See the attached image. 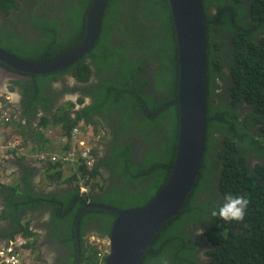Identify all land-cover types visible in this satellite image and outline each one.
<instances>
[{
	"label": "trees",
	"instance_id": "trees-1",
	"mask_svg": "<svg viewBox=\"0 0 264 264\" xmlns=\"http://www.w3.org/2000/svg\"><path fill=\"white\" fill-rule=\"evenodd\" d=\"M90 2L25 0L19 3L16 0H0V10L13 24L9 23L11 28L7 30L0 28V47L24 60H52L74 48L82 39ZM201 2L207 21V120L203 161L177 214L155 234L141 264H161V258L167 264H264V0ZM209 6H214V14L207 13ZM29 25L43 36H36L35 39L34 35L32 38ZM89 58L100 64L115 66L111 71L101 68V71L108 72V77L95 78L93 81L100 83L90 87L87 83L91 75L87 61ZM61 72L72 75L82 83L86 82L78 91L85 94L87 90L93 95L90 104L74 118L66 116L63 127L71 128L79 119L99 124L101 128L114 127L111 136L122 143H110V155L100 159L93 174L98 175L99 165L105 163H113L122 175L134 180L147 176V171L157 173L155 186L147 188L145 194L137 195L133 200H121L117 192L95 196L94 190H104L98 186L83 195L78 188H67L53 197L31 198L34 203H18L15 200L12 201L14 204L10 203L14 207L11 214L14 226L6 235L12 237L15 233L27 232L20 225L19 212L24 207L50 200L55 227L58 228L60 222L66 224L65 232L59 235V239L69 248L68 259L63 258V264H74V222L85 202L103 203L117 208L142 206L159 191L169 176L178 132V107L175 100L178 59L168 1L107 0L98 37L80 60L63 70L28 74L27 80H15V84L24 86L25 98L21 103L26 117L29 116L30 107L37 103L46 109L50 108V96L45 88L51 84V80L57 81L55 76ZM118 76V80H114ZM218 80L223 82L224 87L216 86ZM243 93L250 99L253 109L241 117L232 99ZM71 105L66 103V106ZM92 115H100L102 120L91 121ZM48 121L44 116L40 123L46 126ZM134 121L139 129L146 125V128L152 127L159 134L155 148L152 147L153 151L146 155V161L137 163L131 155L132 145L125 144L122 132L124 126L128 127ZM10 123L16 125L14 120L7 125ZM37 137L44 141L41 135ZM41 147H37V150L43 151ZM67 147L68 144H65ZM216 161L224 169L220 177H210L216 170ZM77 170H82L80 165ZM246 172L249 173L248 179L240 177ZM99 174L102 178L101 172ZM237 179L240 181L238 185ZM214 184L226 188L228 194L236 193L248 199L242 221H224L218 215L213 216L212 212L223 204L217 203V199L198 202V196L206 193L203 188H212ZM90 215L110 217L104 226L106 234L110 232L115 218L114 214L104 210L83 212L78 226L82 250L80 264H96L97 251L89 244L85 245L83 234ZM198 223L209 243L205 252L207 257L201 263L195 257L194 243L197 236L191 230Z\"/></svg>",
	"mask_w": 264,
	"mask_h": 264
},
{
	"label": "water",
	"instance_id": "water-1",
	"mask_svg": "<svg viewBox=\"0 0 264 264\" xmlns=\"http://www.w3.org/2000/svg\"><path fill=\"white\" fill-rule=\"evenodd\" d=\"M177 44L179 66L176 102L178 134L169 176L159 192L142 206L117 208L85 203L74 222L76 258L80 264L79 221L85 210H104L115 215L105 235L109 252L105 264H141L158 230L175 216L199 172L206 133V24L201 0H167ZM107 0H91L85 16L84 34L79 44L44 62L19 58L0 47V63L18 72L44 74L76 63L95 42ZM1 66V65H0ZM2 67V66H1Z\"/></svg>",
	"mask_w": 264,
	"mask_h": 264
},
{
	"label": "crops",
	"instance_id": "crops-1",
	"mask_svg": "<svg viewBox=\"0 0 264 264\" xmlns=\"http://www.w3.org/2000/svg\"><path fill=\"white\" fill-rule=\"evenodd\" d=\"M13 86L1 83L0 97H6L13 112L16 110L18 112L17 105L20 98ZM27 120L29 117L20 121L14 119L16 125L10 123L0 129V239H8L6 232L14 226L11 215L14 207L10 205V203L14 204L13 200L18 203L24 201L34 203L31 198L53 197L61 194L62 191L58 190L69 186L74 170L71 164L61 166L36 159L37 147L42 146L41 148H44L47 154L63 151L65 149V143L62 140L64 134L55 126H48L47 131L40 129L41 132H39L38 127L42 126L40 119L32 122ZM38 135H41L44 141H41ZM13 136L16 137L14 139L22 140L24 153L15 155L3 149L5 140ZM51 208V201L45 199L35 205L26 206L19 212L20 225L25 227L27 232L22 231L14 235L20 234L26 238V244L22 250L23 264H53L59 255V249L65 245L59 239V235L62 236L66 228L62 230L60 227L62 222L58 228L55 227L54 212ZM63 226H66L65 222ZM59 256L60 259L67 258L62 253Z\"/></svg>",
	"mask_w": 264,
	"mask_h": 264
},
{
	"label": "flooded vegetation",
	"instance_id": "flooded-vegetation-1",
	"mask_svg": "<svg viewBox=\"0 0 264 264\" xmlns=\"http://www.w3.org/2000/svg\"><path fill=\"white\" fill-rule=\"evenodd\" d=\"M16 1H18L19 3H23V1L25 0H16ZM14 10L11 9V11ZM4 14L5 13H3L2 10H0V28L7 30L11 28L10 27L11 25L9 24L11 23V20L8 21V19L5 17L6 14L5 15ZM28 29L31 32L32 38L34 35H35V39L43 36L41 33H36L32 25H29ZM87 61L89 67L91 68V75L87 81V83H89V87L94 83H100L97 81L94 82L93 80L95 78L97 80L99 78L106 79L108 77V72L101 71V68H107L109 71L115 69V66L112 64L109 63L100 64L97 61H93L92 58L87 59ZM7 67L8 66L6 65H3V67L0 66V84L8 83L14 85L13 86L15 88L14 90L19 94L20 102L17 105L18 112L17 110L13 112V119H18L19 121L24 120L25 118H27L24 114L23 104L21 103L22 100H24L25 98V96L23 95L24 86L15 84V80L17 79L27 80L29 79V75L27 73L18 72L14 69H11L10 67L8 68ZM55 77L58 80L57 81L51 80V84L46 85L45 88L46 93L50 96L49 99L50 108L46 109V107L41 106L39 103L35 104L34 107H30L29 116H28L29 120H27L28 122H32L33 120L37 121L39 119L41 121V118L45 116L49 119L47 125L54 127L56 126V124L53 123L54 117H57L60 120H64L66 116L69 117L71 116L72 118H74L81 109H83L85 106L90 104V100L91 97H93V95L90 94L87 90L85 91V94H82L80 93V91H78V89L81 86H83V84H85L86 82L80 83L77 81V78L73 77L72 75H67L66 72H61L57 74ZM114 80H118V79H114ZM80 98L82 99L80 100ZM66 103L73 104V106L69 108L67 113L63 110V106L66 105ZM236 107L238 111L241 113V117L245 116L248 112H250L253 109V105L251 103H248L247 101L238 102L236 104ZM91 119L102 120V116L92 115ZM134 123L135 121L133 122V124L129 125L128 127L124 126L122 132H123V141L125 142V144L131 143L132 145L131 155L134 156V162L137 163L141 160L146 161V155L147 153L153 151L152 147L155 148V144L159 137V134L157 133L156 130H153L152 127H147V128L144 127L142 129H139ZM106 130L108 132H111V130H114V127H108L106 128ZM109 134H110L109 138L105 139L102 142V144H100L101 148L99 149V151L101 153V158L110 155V148H111L110 143H112V141H114L116 144H122L120 141L117 142L115 140V137L111 136V133ZM101 158H98L96 164L99 163ZM252 165L253 164H251V166ZM99 168L102 173V182L99 188H104V190L103 191L94 190L93 194L95 196H104L105 194L111 195L112 192H117L118 193L117 195H120L121 200L124 199L133 200L136 199L135 197H137V195L140 196L145 194L147 192V188H153L157 180V173L155 171H147V176L140 177L138 178V180H134L131 177H127V175L125 176L122 175L113 163L101 164L99 165ZM69 186L60 188L58 191L64 192L65 188H74V186L71 183L69 184ZM201 195L202 193L198 196L197 200L198 202H202V203H206L208 199L215 197V195H213L212 197H205L204 199L201 200L200 198ZM218 196H221V193H218ZM95 204H99V203H95ZM100 205H104V204L102 203ZM87 219L88 222L87 224L84 225L83 234L85 236L91 234L98 238H100L101 235H103L101 238L104 239L106 235V233H104V226L106 224V221L108 222L110 217H107L105 215H101L100 217L97 216L95 217L90 215L88 216ZM197 225L201 226L199 223ZM60 227L62 228V230H64L63 228L65 226H63L62 223ZM192 230H196V229H192ZM68 250L69 248L66 244L62 245V247L59 249V255L62 253L63 256H66ZM194 251L196 253L195 257L198 259V262L201 263L202 251H199L197 249H195ZM59 255L57 256L53 264H63V260L60 259Z\"/></svg>",
	"mask_w": 264,
	"mask_h": 264
},
{
	"label": "clouds",
	"instance_id": "clouds-1",
	"mask_svg": "<svg viewBox=\"0 0 264 264\" xmlns=\"http://www.w3.org/2000/svg\"><path fill=\"white\" fill-rule=\"evenodd\" d=\"M201 4H202V2H201ZM202 8H203V6H202ZM203 10H204V8H203ZM207 13L210 14V15L214 14L215 13L214 6H209L207 8ZM204 14H205V19H206L205 10H204ZM206 47H207V45H206ZM0 65L3 67L2 64H0ZM178 75H179V66H178ZM118 78H119V76L116 77L115 79H118ZM77 81L80 82L78 79H77ZM72 83H73V81H72ZM80 83H82V82H80ZM216 86H220L222 88V87H224V84H223V82L221 80H218ZM205 87H206V64H205ZM177 88H178V83H177ZM176 95H177V91H176ZM242 101H247L248 103H251L250 99L246 96L245 93H243V94L239 95L237 98H233L232 99V104L234 102V104L236 106V104L238 102H242ZM71 106H73V104ZM71 106L64 105L63 106V110L67 113V111L69 110V108ZM177 107H178V105H177ZM0 108L4 109L9 114V120L8 121H3L2 118L0 117V129H1L2 127H5L9 122L13 121L14 119H13L12 106L8 103V100H7L6 97H3L2 103H1V100H0ZM70 118H72V117L70 116ZM55 119H58V118L54 117L53 118V123L56 124L55 127H58V129L62 130V132L64 134V137L62 138L63 143L68 144V147L65 148L63 151H61L59 153H54V154L53 153L47 154L45 152V150H43V151L36 150L35 157L39 161H49L52 164L58 163L61 166L64 165V164H71L74 167V170H73V173L71 175L72 177H70V183L74 186V188H78V191H79L80 194H82V195L83 194H87V193H89L91 191L92 188L96 189V188H98V186L101 185L102 178H101V176L99 174V172H101L100 168L98 167V170H99L98 175L97 174H93L92 171L94 170V167L96 165V161L98 160V158H101V153L99 151V149L101 148L100 144H102V142L105 139L109 138V135H110L109 133L110 132H108L106 130L107 126L101 128L100 127L101 125L99 126V124H96L94 122H86L83 119L77 120L73 124V126L71 128L66 129L65 127H63V120L56 121ZM90 120L91 121H95V119H93V120L90 119ZM178 122H179V115H178ZM48 126L49 125L40 126L38 131L41 132L40 129H42L44 131H47L46 128H48ZM144 127H146V125L142 126V128H144ZM74 128H77V132L76 133H73V129ZM81 129H83L84 134L86 136V139H78V135H79ZM177 134H178V132H177ZM14 138H16V137L13 136L11 139H6L3 149L9 150V151L13 152L15 155H19V154L24 153V146L22 145V140L19 139V138H18L19 140L18 139H14ZM78 141H83L85 143L84 144L85 147H86V145L89 146L90 147V152L95 156V163H94L92 168L86 170L83 166H80L82 168V170H80V171L77 170V168H78V165H77L78 164V152H76L75 150H74V154H73V160H68V161L64 162V161H61V160L52 161L50 159L51 156H54V155L60 156V155H62L64 153H66V152L71 151L73 149V143H77ZM40 155H42L43 157L39 158ZM203 155H204V153H203ZM214 168H216V170L210 175V177L212 175H215L216 177H220L221 174H222V171L224 169V166L221 165V163L219 161H216V165H214ZM86 173L89 175V179L87 180V182H85L86 185H87V191L86 192H81L80 188H79V186H78V184L76 182L77 179H78L77 176L78 175L79 176H84V174H86ZM242 176H245V177H247L246 179H248L249 178V173L246 172L245 174L241 175L240 177H242ZM236 183H237V185L240 184L239 179L236 180ZM162 186H161V188H162ZM203 190H205L206 193H205V195H201L200 196L201 200L204 199V197H212L213 195H215V197L212 198V199L219 200L217 203L223 202V204L218 208V210H214L212 212L213 216L218 215L224 221H242L244 219L245 210L247 209L248 204H249V201H248V199L245 196L236 195V193L235 194H231V193L228 194L227 191H226V188H224L223 186H221V188H220V186H218V184L217 185L214 184L212 188H203ZM209 191H211V192L209 193ZM218 193H221V196H218ZM85 203H91V202H85ZM205 224L208 225L207 223H205ZM193 228H197V230H193L194 233L197 236V238H196V236L194 237V239L196 238V243H194V242L193 243L195 244V249H197L199 251H202V257H201V262H202L207 257L205 255V252L207 251L206 247L209 246V243L207 241V238L203 234L201 226H198L196 224L195 226H193L191 228V230ZM16 238H19V239L22 240L21 245L19 247H17L16 253L18 255V258L20 259V264H23V262H22V250H23V247L26 244V238L23 235L16 234V235H13L12 237H9L8 239H0V244L8 243L9 241H14ZM84 239H85V245L89 244L90 246L94 247L96 249V251H97V253L95 255L96 264H98L99 260H100V257L98 256V253H102L101 260H103V264H105L104 260H105L106 255L109 252V242H108V240L106 238H104V239H102L101 237L98 238V237L93 236L91 234H88L87 236L84 235ZM67 255H68V253H67ZM67 255H66V257H67ZM81 255H82V250H81ZM80 261H81V258H80ZM161 264H167V261L165 259L161 258Z\"/></svg>",
	"mask_w": 264,
	"mask_h": 264
},
{
	"label": "built area",
	"instance_id": "built-area-1",
	"mask_svg": "<svg viewBox=\"0 0 264 264\" xmlns=\"http://www.w3.org/2000/svg\"><path fill=\"white\" fill-rule=\"evenodd\" d=\"M0 117L3 121L9 120V114L4 109L0 108ZM77 132V128L73 129V133ZM83 141H78L77 143H73V149L69 152H66L60 156H51L50 159L52 161L61 160V161H68L73 160V154L74 150L78 152V164L80 166H83L86 170L93 167L95 163V156L90 152V147L86 145L84 146ZM43 156L40 155L39 158H42ZM77 184L80 188L81 192L87 191V185L85 182L89 179V175L86 173L84 176H77ZM22 243V240L19 238H16L14 241H9L8 243L0 244V264H20V259L18 258V255L16 253L17 247H19ZM98 256L100 257L98 264H103L102 253H98Z\"/></svg>",
	"mask_w": 264,
	"mask_h": 264
},
{
	"label": "rangeland",
	"instance_id": "rangeland-1",
	"mask_svg": "<svg viewBox=\"0 0 264 264\" xmlns=\"http://www.w3.org/2000/svg\"><path fill=\"white\" fill-rule=\"evenodd\" d=\"M148 29V28H147ZM147 29H145V30H147ZM144 30V31H145ZM146 32H149V30H147ZM133 36H131V38H132ZM1 99V103H2V100H3V98H0ZM51 131V130H50ZM58 131L59 132H62V130L61 129H58ZM78 139H86V136H85V134H84V131H83V129H81L80 130V133H79V135H78Z\"/></svg>",
	"mask_w": 264,
	"mask_h": 264
}]
</instances>
